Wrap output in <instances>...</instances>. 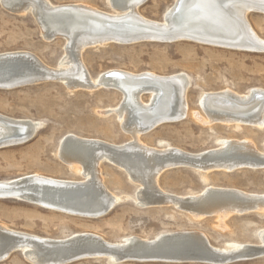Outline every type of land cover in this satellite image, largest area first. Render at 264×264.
<instances>
[{
    "label": "bare ground",
    "instance_id": "bare-ground-1",
    "mask_svg": "<svg viewBox=\"0 0 264 264\" xmlns=\"http://www.w3.org/2000/svg\"><path fill=\"white\" fill-rule=\"evenodd\" d=\"M148 1L108 0L114 11L109 13L82 4L53 5L48 0H0L8 12L31 13L45 41L63 39L65 44L64 54L56 68L44 65L28 51L0 53V58H19L16 63L6 62L9 68H4L6 75L2 74L0 78L9 81L1 83L30 77L55 78L69 88L104 87L115 90L121 93L122 101L114 112L121 128L131 136L128 143L113 145L67 135L59 143L58 156L83 177L81 180L30 174L12 180H0L2 195L9 194L11 200L69 215L73 214L68 211L90 214L105 206L108 210L128 199H134V204L140 208L172 205L195 219L214 215L220 224L235 213L264 214V194L209 186L197 194L180 196L167 193L158 186L159 175L173 168L188 167L208 174L213 171L230 173L242 168L255 169V165H264V153L249 140H221L216 148L199 153H188L162 143L161 149L141 144V135L159 125L178 122L187 116L186 94L190 83L185 74L159 76L150 72L133 74L113 69L91 79L80 59L81 53L88 48L143 41L170 43L188 40L201 44H221L217 46L223 48L232 44L256 50L264 47V40L252 30L247 15L257 10L264 13V0H175L164 13L162 21L158 22L146 19L139 13V8ZM128 41L130 43H121ZM4 60L9 61L8 58ZM17 68L20 70L14 72ZM143 95H150L148 102H143ZM198 106L205 115L201 117L199 113H194L198 121L264 129V89L253 88L247 94L230 90L204 93L199 98ZM39 127L40 124L32 120L0 115V147L24 143L34 137ZM101 162L122 169L127 178L137 184L133 198L115 195L102 185L99 170ZM62 208L67 212L61 211ZM6 227L0 225V258L5 259L12 252H20L31 264H66L86 255L117 263L119 258L112 251L113 248L129 247L132 254L140 257L155 242L160 247L156 250L158 254H177L180 257L220 262L215 264H228L230 260L236 259L247 261L256 255H264V231H258V244L229 243L224 248H217L196 231L163 233L153 239L127 237L120 243H110L88 232L74 233L65 239H51Z\"/></svg>",
    "mask_w": 264,
    "mask_h": 264
},
{
    "label": "rangeland",
    "instance_id": "rangeland-1",
    "mask_svg": "<svg viewBox=\"0 0 264 264\" xmlns=\"http://www.w3.org/2000/svg\"><path fill=\"white\" fill-rule=\"evenodd\" d=\"M48 1L53 5L82 4L104 12H114L108 0ZM174 1L149 0L139 8V13L146 19L162 21L164 13ZM3 8L0 3V53L28 51L50 68L59 66L65 48L63 39L45 41L31 13L18 14ZM247 19L256 35L264 40V13L251 12ZM254 52L188 40L170 43L143 41L88 48L81 53L80 59L91 79L113 69L133 74L150 72L159 76L182 73L188 77L187 116L178 122L159 125L141 135L139 140L144 146L161 149L162 143L188 153H199L216 148L221 140L235 139L249 140L264 153L263 128L208 124L198 121L194 116V113H199L205 117L198 106L199 98L204 93L230 90L247 94L253 88L264 89V52ZM149 99L150 95L142 97L145 103ZM121 101V93L109 88H69L59 81L0 89V115L40 124L33 138L21 144L0 147V180L7 181L30 174L81 180L83 177L58 156L60 141L72 134L113 145L128 143L131 136L121 128L114 112ZM99 170L102 185L109 192L133 198L137 184L130 181L122 169L101 162ZM157 184L163 191L180 196L197 194L209 186L264 194V168H242L230 173L213 171L208 174L188 167L173 168L163 171ZM133 200L120 201L106 215L92 219L48 210L27 202L0 199V225L51 239H65L74 233L88 232L110 243H120L127 237L153 239L163 233L196 231L217 248H224L229 243L258 244V231H264V214L261 213H235L220 224L214 215L195 219L172 205L140 208ZM0 264L31 263L20 252H12ZM66 264L212 263L138 260L111 263L105 258L89 257ZM228 264H264V255Z\"/></svg>",
    "mask_w": 264,
    "mask_h": 264
},
{
    "label": "water",
    "instance_id": "water-1",
    "mask_svg": "<svg viewBox=\"0 0 264 264\" xmlns=\"http://www.w3.org/2000/svg\"><path fill=\"white\" fill-rule=\"evenodd\" d=\"M255 11V10H254ZM261 10H257L255 12H259ZM261 13H263L261 11ZM38 24V22H37ZM39 26V24H38ZM40 27V26H39ZM52 33V32H51ZM50 33V34H51ZM54 36V35H53ZM56 36H54L55 38ZM121 43H130V41L128 42H121ZM202 43H205V44H208V45H221V44H216V43H211V42H202ZM226 47H229V48H232V49H242V50H246V51H264V47H259V48H255L254 49H250V48H240V47H236V45H230V46H226ZM5 58H8L9 61H6L4 60ZM19 59L17 58V56H11V57H2L0 58V75H6L5 72H7L6 70H4V68H9L6 66V62H11V63H16V60ZM4 60V61H3ZM3 61V62H2ZM20 69H16L14 70V72H18ZM14 72H11L12 74H14ZM9 73V74H11ZM4 80L6 79H1L0 78V89H13V88H18V87H22V86H27V85H32V84H35V83H40V82H45V81H56L57 79H53V78H44V79H35L34 77H30V78H23L21 80H18L17 82H10V83H1L3 82ZM6 81H9V80H6ZM245 167V166H244ZM257 169L259 168H264V165H260V166H253ZM9 197L11 198V195L7 194V195H2L1 192H0V199H3V198H6V199H9ZM33 203H39V202H36V201H33ZM47 206V205H46ZM114 206V205H113ZM113 206H111L110 209L107 210V208L103 207V209H101L100 211L98 212H91L90 214H84V212H80V211H77V212H70V211H66V210H62L61 211H66L67 213H70V214H73V215H76V216H81V217H92V218H97V217H100V216H103V215H106L112 208ZM47 207H51V206H47ZM66 207H70V206H67ZM108 207V206H107ZM75 208V207H74ZM60 209V208H58ZM65 209H68V208H65ZM77 209V208H76ZM160 248L158 243H154L153 245H151V248L147 250L146 254H144L143 256L140 255L139 256H136L134 254H132L131 250L129 249V247H115L113 248V252L116 253L117 257L119 259H117V262H122V261H128V260H138V261H200V262H206V263H220L218 261H212V260H209V259H201V258H194V257H184V256H178L177 254H169V255H163L161 253H157L156 250ZM111 250V249H110ZM155 250V251H153ZM107 251V250H106ZM263 256V254L261 255H256L255 258L257 257H261ZM89 257H95V256H82L80 258H75L71 261H69L68 263L72 262V261H75V260H79V259H83V258H89ZM3 258H0V261L2 260ZM236 261H239V259H236V260H230L229 263H232V262H236ZM222 264H225L223 262H221Z\"/></svg>",
    "mask_w": 264,
    "mask_h": 264
}]
</instances>
